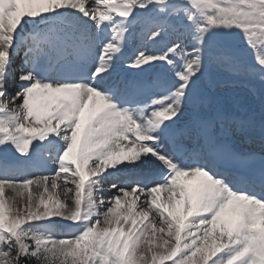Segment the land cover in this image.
<instances>
[{"label":"snow or ice","instance_id":"6c2138e0","mask_svg":"<svg viewBox=\"0 0 264 264\" xmlns=\"http://www.w3.org/2000/svg\"><path fill=\"white\" fill-rule=\"evenodd\" d=\"M0 150V264H264V0H0Z\"/></svg>","mask_w":264,"mask_h":264},{"label":"bare ground","instance_id":"6f19581e","mask_svg":"<svg viewBox=\"0 0 264 264\" xmlns=\"http://www.w3.org/2000/svg\"><path fill=\"white\" fill-rule=\"evenodd\" d=\"M169 39L170 38H165L163 41H161L160 42V45H159V47H158V49L160 48V47H162L165 43H167L168 41H169ZM145 43H147V42H145ZM141 46V36H137V35H135V37L132 39V40H130L129 41V45H128V47L130 48V49H132L133 51H135L137 48H139ZM148 46V49L149 50H157V48H155L153 45H151V44H148L147 45ZM19 63H20V58L18 59V62H17V66H19ZM125 63H127V62H121L120 64H119V67H123V66H126V64ZM209 86V87H206V88H208V90H209V92H210V94L215 98V100L218 102V104H219V106L220 107H224V108H226L227 109V111L228 112H233V109H235V107H234V103L236 102L235 101V99L236 98H243V97H245L246 99H251L252 97L251 96H253L252 95V93L251 92H246V94H241V93H237V92H232V94L231 95H233L234 97L232 98V100L231 101H233V104H232V106L231 107H227V106H224L223 105V103L225 104V99H223V97H224V95H227V93L229 92V89L228 90H226V88H228L227 86H229L230 84H227V85H222L219 89L217 88V90H215L214 91V89H213V85L214 84H212V82H207V81H205L204 82V87L205 86H207V85ZM210 85H211V87H210ZM231 86V85H230ZM234 87V86H233ZM236 87V86H235ZM234 87V88H235ZM242 89H244V88H242ZM247 90V89H246ZM260 107L261 106H257V108H254L255 110H259L260 109ZM243 109H245V110H243ZM248 110V111H247ZM243 111H245V112H247V114H251L252 112H250V111H252V109H248V108H245V107H242V108H240V109H238L237 110V113H242ZM236 112V111H235ZM4 162V161H3ZM1 163V162H0ZM1 165V164H0ZM130 175V174H129ZM129 175H126V173H123V174H121V175H117L116 177H114V178H111L110 179V181H112V182H114V183H116L118 186H123L124 185V181H125V178L127 177V176H129ZM137 175H139V173L137 174ZM108 183H110V182H108ZM111 193L109 192V193H107V192H105V196L107 197L108 195H110Z\"/></svg>","mask_w":264,"mask_h":264},{"label":"rangeland","instance_id":"374dc122","mask_svg":"<svg viewBox=\"0 0 264 264\" xmlns=\"http://www.w3.org/2000/svg\"><path fill=\"white\" fill-rule=\"evenodd\" d=\"M214 77H215V75H214ZM215 80H216V77H215ZM230 82L233 84L234 87L236 86L235 88L232 87V91L235 89H239V90L241 89L244 92V94L249 91L248 86L242 80H228V81H225V82H222L219 84L230 83ZM242 88H244V89H242ZM228 97L225 95L224 99L226 100V98L228 99ZM258 100H259L258 96H257V98L255 97V98L249 99V101H247V103H248L247 106H255V104L257 103ZM226 103L228 105L229 102H226ZM0 162H1L0 163L1 165L2 164H7L8 166H16L17 165V160H16L14 154L12 152H5L3 150H0ZM118 175H121V174H118ZM126 175H129V173H126ZM109 182H110L109 184L114 183L110 180H109ZM107 193H109V192H107ZM56 228L58 231H62V232H67V231L71 230L69 227H67V222H59L56 225Z\"/></svg>","mask_w":264,"mask_h":264}]
</instances>
